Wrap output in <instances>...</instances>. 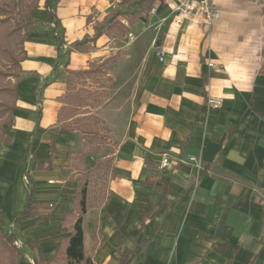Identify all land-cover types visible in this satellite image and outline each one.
Returning a JSON list of instances; mask_svg holds the SVG:
<instances>
[{
	"label": "crops",
	"instance_id": "obj_1",
	"mask_svg": "<svg viewBox=\"0 0 264 264\" xmlns=\"http://www.w3.org/2000/svg\"><path fill=\"white\" fill-rule=\"evenodd\" d=\"M145 1L57 0V29L46 0L30 16L0 151V214L9 223L0 216V231H15L27 259L19 264H64L58 254L85 186L74 170L81 141L60 126L62 99L68 74L91 68L111 78L100 114L117 146L107 198L96 202L87 189L86 256L94 264H264V0H216L222 15L212 24L179 17V0ZM24 170L33 208L14 225L27 200Z\"/></svg>",
	"mask_w": 264,
	"mask_h": 264
},
{
	"label": "rangeland",
	"instance_id": "obj_2",
	"mask_svg": "<svg viewBox=\"0 0 264 264\" xmlns=\"http://www.w3.org/2000/svg\"><path fill=\"white\" fill-rule=\"evenodd\" d=\"M36 1L0 0V9L6 11L0 13V47L9 52L7 54L8 52L4 53L0 50V137L2 130L6 128L4 122L9 118L12 110L14 96L12 87L16 81V78H8L7 75L18 77L19 70L12 57L23 55V44L26 39L24 33L29 27L27 21L29 7ZM5 20L8 22H4ZM19 26L21 32L9 38V34ZM91 70L92 73L88 75H82V71L68 74L66 78L68 88L62 99L64 107L61 112L60 126L77 132L81 148L74 154L76 155L74 170L77 171L76 175H80L79 181L82 186L92 191L91 198L100 202L107 198L105 189L108 186L111 157L117 146L108 118L101 116L100 112L114 94V88L111 85V78L107 76V71L102 69L95 72L93 68ZM5 88L8 90H2ZM1 94L6 96L3 97ZM25 184L28 194V184L27 182ZM5 210L6 213L10 211L15 213L14 208L7 207ZM3 222L9 226L6 214Z\"/></svg>",
	"mask_w": 264,
	"mask_h": 264
},
{
	"label": "trees",
	"instance_id": "obj_3",
	"mask_svg": "<svg viewBox=\"0 0 264 264\" xmlns=\"http://www.w3.org/2000/svg\"><path fill=\"white\" fill-rule=\"evenodd\" d=\"M57 0H46L45 2V9L47 11V17L48 21L50 23H55L56 29L58 28L57 26V13H56V8L54 5V2ZM145 3H153V0H146ZM39 7V0H37L33 5L29 7V16H28V23L30 21V16L33 12H35ZM1 12H6L3 9H0ZM4 22H8V20H5ZM111 23L115 22V16L112 15L110 19ZM115 24V23H114ZM120 28V31L124 33L123 28ZM17 32H21V27H17V29H14L9 34V38L16 34ZM25 38L27 37V31L24 33ZM57 41L63 45L64 43V38L63 36L60 35V33L57 32ZM1 52L7 53L5 49L0 47ZM60 54L63 56H66L68 53H64V48L61 47L59 48ZM9 54V52L7 53ZM24 56L22 57L16 55L12 57V60L15 61L16 67L20 68L21 62L24 60ZM72 73V72H70ZM92 70L90 69L89 71H82V75H88L91 74ZM75 74V73H73ZM8 78L14 77L18 78L12 75H7ZM6 76V77H7ZM7 91L8 88L2 89ZM16 91H17V86L16 83L12 87V92H13V100H12V109H13V104L16 101ZM1 92V90H0ZM7 94V93H5ZM5 94H1V96L5 97ZM8 95V94H7ZM11 100V99H10ZM12 111V110H11ZM6 125H10L11 123V115L9 118L4 122ZM66 129L67 128H63ZM5 129L2 130V135L0 137V151L2 149V143H3V138L5 136ZM53 151V150H52ZM26 162V160H25ZM24 162V163H25ZM24 174H26V171L24 170ZM27 184H28V194H27V200L25 204V208L23 211L15 214L14 216V225H16L20 220L27 219L31 216V211L33 208V197H34V184H33V179L28 173L27 175ZM78 199V216L75 219V223H73L71 232L72 236L67 240V243L65 245V248L63 250L59 251L58 254V259L62 258L64 259V264H94L93 261L86 256L85 252V246H84V230H83V217L87 213V187H82L77 195ZM0 216L4 218L2 214ZM17 242V237L15 234V231L13 229L9 231L2 230L0 231V264H19V262H25L27 261L25 252L23 251L22 247L16 245ZM36 264H43V261L38 262L36 260Z\"/></svg>",
	"mask_w": 264,
	"mask_h": 264
},
{
	"label": "built area",
	"instance_id": "obj_4",
	"mask_svg": "<svg viewBox=\"0 0 264 264\" xmlns=\"http://www.w3.org/2000/svg\"><path fill=\"white\" fill-rule=\"evenodd\" d=\"M174 12H176L178 16L181 18L193 14H198L205 21V23L208 24H212L215 21H218L222 15V11L216 4V0H179L174 8ZM159 59L160 61L164 60L163 51H159ZM209 105L220 106L221 102L210 100ZM189 160L191 163H194L199 170H202L203 163L201 159L195 156H191ZM169 165H170V159L167 155H164L162 161V168H167ZM27 175L28 172L26 171V174H24V180H26V182H27ZM197 179L199 180L200 177L198 176ZM16 245L20 246L18 242H16Z\"/></svg>",
	"mask_w": 264,
	"mask_h": 264
}]
</instances>
